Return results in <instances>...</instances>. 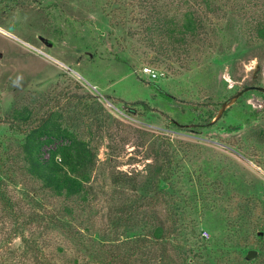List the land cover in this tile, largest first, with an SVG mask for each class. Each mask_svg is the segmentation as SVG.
<instances>
[{"label": "rangeland", "instance_id": "obj_1", "mask_svg": "<svg viewBox=\"0 0 264 264\" xmlns=\"http://www.w3.org/2000/svg\"><path fill=\"white\" fill-rule=\"evenodd\" d=\"M130 1L0 0V156L13 157L4 160V180L20 211L43 216L23 230L24 237L49 264H104L108 254L130 249L128 240L149 228L130 227L134 234L127 236L124 227L113 228L110 212L144 191L114 185L111 175L122 172L143 181L149 150L163 141L181 172L174 182L198 192L188 221L196 217L195 229H206L210 239L235 229V217L247 213L248 220L256 218L245 229L251 235L247 249H257L259 256L264 60L253 57L259 44L251 38L250 22L264 15V0H228V13L207 15L202 40L180 58L161 57L146 45L135 18L139 9ZM173 1L183 9H204L198 0ZM241 4L248 10L244 15ZM143 66L160 76L151 79L141 73ZM24 107L37 118L48 110L57 113L62 127L97 147L90 181L95 196L84 211L76 208L71 227L49 218L61 210L62 200L27 201L39 182L25 174L22 134L6 122ZM236 125L241 128L225 130ZM10 228L0 208V241ZM28 244L20 237L1 244L0 264H39ZM148 249L155 254L159 247Z\"/></svg>", "mask_w": 264, "mask_h": 264}, {"label": "trees", "instance_id": "obj_2", "mask_svg": "<svg viewBox=\"0 0 264 264\" xmlns=\"http://www.w3.org/2000/svg\"><path fill=\"white\" fill-rule=\"evenodd\" d=\"M200 2L204 4L202 11L199 10ZM227 2L198 0V8L192 6L186 9L181 7L180 1L173 0H131L129 3L139 9L135 18L139 21V31L147 36L146 45L161 57L170 58L175 54L180 58V54L186 52L192 43L202 40L207 15L224 16L228 13ZM240 8L244 9L241 14L248 12L243 4ZM250 29L251 38L259 44L253 57L262 62L264 15L254 17ZM154 86L159 93L168 96L158 85ZM7 120L13 131L22 134L19 147L25 174L39 182V187L33 189L34 193L26 196L29 197L28 203L39 205L48 197L62 200L64 205L61 210L54 211L49 218L71 227L74 219L71 216L76 208L77 211H84L95 196L90 181L96 165L97 147L67 127H62L59 115L49 110L37 118L35 113L24 107L23 110H16ZM237 128H241V125L228 126L225 130ZM162 142L149 150L147 158L151 161L146 165L143 181L122 172L111 175L114 185H122L133 192L144 191L111 210L109 219L113 228L117 230L124 227L125 233L129 234L127 236L134 234L130 227L138 226L135 228L138 232L141 227L149 229L146 233H138L135 240H128L133 243L128 244L130 249L108 254L104 264H264V234H255V242L260 245L259 256L251 262L243 259L247 242L251 238L245 229L253 224L255 217L254 220H248L249 214H238L232 222L235 229L210 239H205L201 230L195 229L198 221L196 217L188 221V215L192 211L195 213L198 205V192L193 185L181 187L174 182L179 172L176 169V158ZM1 145L0 154L4 152ZM12 158L8 153L0 156V208L4 220L8 219L11 223L10 231L0 241V245L9 244L15 237H20L28 244L23 230L43 220V216L34 211H20L18 202L8 191L4 180L7 173L3 170L4 160ZM81 226L88 230L86 223ZM186 226L191 229L188 233L184 230ZM28 245L35 250L33 243ZM156 245L159 249L155 254L150 253L148 247ZM184 245H188V249L183 251ZM34 256L37 261L41 260L39 264H49L40 249L35 250Z\"/></svg>", "mask_w": 264, "mask_h": 264}, {"label": "built area", "instance_id": "obj_3", "mask_svg": "<svg viewBox=\"0 0 264 264\" xmlns=\"http://www.w3.org/2000/svg\"><path fill=\"white\" fill-rule=\"evenodd\" d=\"M141 73L147 74L151 79H156L160 76V73L151 66H143L141 68ZM201 235L204 238L209 237V233L206 229H201Z\"/></svg>", "mask_w": 264, "mask_h": 264}, {"label": "water", "instance_id": "obj_4", "mask_svg": "<svg viewBox=\"0 0 264 264\" xmlns=\"http://www.w3.org/2000/svg\"><path fill=\"white\" fill-rule=\"evenodd\" d=\"M59 63L62 64L61 62H59ZM258 234H262V232H259ZM257 256H258V250L254 249V248H250V249L246 250V252L243 256V259L247 262H251V261L255 260L257 258Z\"/></svg>", "mask_w": 264, "mask_h": 264}]
</instances>
